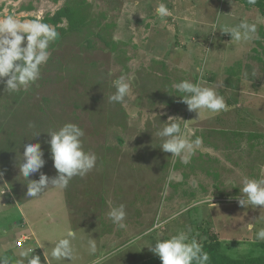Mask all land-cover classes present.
I'll list each match as a JSON object with an SVG mask.
<instances>
[{
  "label": "rangeland",
  "instance_id": "rangeland-1",
  "mask_svg": "<svg viewBox=\"0 0 264 264\" xmlns=\"http://www.w3.org/2000/svg\"><path fill=\"white\" fill-rule=\"evenodd\" d=\"M67 3L81 8L83 28L50 45L41 78L27 91L8 93L0 83V188L7 190L0 195V256L16 264L18 254L8 247L27 234L26 220L38 229L41 249L33 255L41 264L47 240L66 226L78 233L77 264L155 258L150 247L157 239L189 229L202 247L217 235L232 258L264 256V241L255 238L264 206L239 204L244 179L259 178L264 165V15L236 0H0V19L42 22ZM160 3L169 15L156 13ZM242 19L256 23L257 34L237 44L221 29ZM120 76L131 86L123 104L109 99ZM185 79L215 87L228 110L199 119L173 88ZM169 117L202 140L188 164L160 148L157 133ZM66 123L84 129V149L96 154V167L66 189L50 185L28 199L18 166L23 145L40 143L46 161L40 172L56 177L47 132ZM109 201L127 206L126 229L108 218ZM158 223L163 227L149 232ZM90 237L95 256L87 251Z\"/></svg>",
  "mask_w": 264,
  "mask_h": 264
},
{
  "label": "clouds",
  "instance_id": "clouds-1",
  "mask_svg": "<svg viewBox=\"0 0 264 264\" xmlns=\"http://www.w3.org/2000/svg\"><path fill=\"white\" fill-rule=\"evenodd\" d=\"M248 3L254 5L256 0H248ZM155 11L161 17L169 15V10L164 3H160ZM221 30L231 35L232 42L240 44L256 38L257 24L242 19L238 24ZM59 37L60 33L56 28L41 22L39 18L21 22L15 15L10 14L0 19V83L5 85V91L8 93L27 91L35 84L41 78L42 67L50 59V45ZM113 86L115 93L109 97L110 101L123 104L129 96L130 83L124 76H120L113 81ZM173 88L181 93L179 97L182 102L187 105L190 112H196L199 119L205 113L214 116L228 110L224 96L218 94L213 86H205L202 82L193 83L185 79L173 84ZM175 118L169 117L164 127L157 133L162 138L160 148L164 152L172 153V157L179 158L181 163L188 164L202 140L200 137L190 138L187 135L188 123L182 126ZM34 127V124L29 123V128ZM47 133L51 137L47 143L50 144L54 168L58 175L50 179L40 172L46 163L40 143L24 144L22 161L18 166L20 176L28 181L26 193L28 198L40 197L50 185L61 190L66 189L74 177L86 176L97 164L96 154L84 149L85 131L79 125L66 123L58 130ZM39 134L36 133L34 137ZM38 172H40L38 180L28 179ZM2 176L3 173L0 172V177ZM5 191L7 190L0 188V195H3ZM240 192L241 206H251L254 209L264 206V165L260 166L259 178L244 179ZM127 215L125 204L114 205L109 201L107 216L116 227L127 228L125 222ZM162 227L163 225L158 223L149 232ZM190 231V229L188 232L180 231L170 238L157 239L150 249L160 258L162 264H208L209 254L203 250L201 243L195 237L190 238ZM148 234L146 232L143 235ZM255 238L264 241V227L255 233ZM78 239V233L70 226L62 229L55 240L48 239L51 247L50 251L44 250L46 264H61L63 261H67L68 264H77L79 250L76 241ZM136 239L140 240L142 237L137 236ZM34 250L31 246L18 249L16 264H41V257L33 255ZM87 251L93 256L97 254L96 239L89 238ZM106 258L107 256L104 257ZM0 264H10V262L7 258L0 256ZM95 264H100L99 258Z\"/></svg>",
  "mask_w": 264,
  "mask_h": 264
},
{
  "label": "trees",
  "instance_id": "trees-1",
  "mask_svg": "<svg viewBox=\"0 0 264 264\" xmlns=\"http://www.w3.org/2000/svg\"><path fill=\"white\" fill-rule=\"evenodd\" d=\"M247 7H257L262 15H264V0H256L254 5L249 4L248 0H236ZM68 20V25H62L63 20ZM43 23L52 24L60 33V36L66 35L70 31H79L86 23V17L82 14L81 8L73 4L67 3L57 9L53 14L46 15L42 18ZM261 38H264V29L260 33ZM259 45H263L261 40ZM264 48V45L262 46ZM264 57L261 56L260 59ZM262 61L264 59H261ZM212 241L205 243L203 250L209 254L208 264H264V256L249 257L247 259L232 258L221 251V241L217 235H213ZM152 264H162L159 257L152 258Z\"/></svg>",
  "mask_w": 264,
  "mask_h": 264
},
{
  "label": "crops",
  "instance_id": "crops-1",
  "mask_svg": "<svg viewBox=\"0 0 264 264\" xmlns=\"http://www.w3.org/2000/svg\"><path fill=\"white\" fill-rule=\"evenodd\" d=\"M259 40H261V39L257 38V40H255V42L256 41L259 42ZM28 199H27L26 203L23 202L22 203L23 205H21V209H23V213L25 212L24 207L27 204V202L29 201ZM29 202H31V201H29ZM36 218L38 219V217H36ZM26 222L29 226V230H27V234H23L24 237H27L26 241L21 246H18L15 244V246L13 245V246L8 247L9 250L16 251L15 254H18V249H23V248H26L29 246H31L32 248L35 249L34 253L38 252L41 249V245L39 242L38 229H36V228L31 229L30 224L28 223L27 220H26ZM110 236H111V238H114L116 236V234L113 232L112 234H110ZM17 247H18V249L16 250L15 248H17Z\"/></svg>",
  "mask_w": 264,
  "mask_h": 264
},
{
  "label": "flooded vegetation",
  "instance_id": "flooded-vegetation-1",
  "mask_svg": "<svg viewBox=\"0 0 264 264\" xmlns=\"http://www.w3.org/2000/svg\"><path fill=\"white\" fill-rule=\"evenodd\" d=\"M158 257V256H157ZM152 258H143V260L142 261H140V262H136V263H132V264H152L151 263V260Z\"/></svg>",
  "mask_w": 264,
  "mask_h": 264
},
{
  "label": "built area",
  "instance_id": "built-area-1",
  "mask_svg": "<svg viewBox=\"0 0 264 264\" xmlns=\"http://www.w3.org/2000/svg\"><path fill=\"white\" fill-rule=\"evenodd\" d=\"M27 237L21 236L20 238H18L17 240V244L18 246L23 245V243L26 241Z\"/></svg>",
  "mask_w": 264,
  "mask_h": 264
}]
</instances>
